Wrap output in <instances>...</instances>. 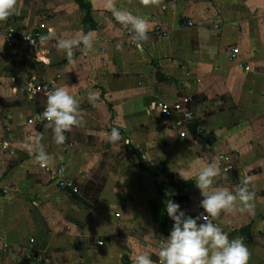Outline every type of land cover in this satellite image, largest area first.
<instances>
[{
    "label": "crops",
    "instance_id": "crops-1",
    "mask_svg": "<svg viewBox=\"0 0 264 264\" xmlns=\"http://www.w3.org/2000/svg\"><path fill=\"white\" fill-rule=\"evenodd\" d=\"M83 2L90 8L91 23L84 22L86 10L75 0H17L16 13L8 22H0L6 56L11 62H29L24 75L11 76L19 104L8 102L0 120V143H8L5 150L0 145V264H34L28 253L32 235L47 251L48 264H132L137 250H153L154 237L162 243L174 223L164 214L165 199L156 186L162 175L174 173L172 155L180 157L178 169L183 175H196L184 141L194 136L203 140L210 132L217 140L203 149L204 160L215 158L220 137L229 138L230 146L246 158L240 187L248 181L254 205L249 211L237 199L233 208L210 219L230 239L243 240L250 253L248 264H264V0ZM117 12L149 22L148 38L139 41L140 47L131 25L116 19ZM37 21L54 30L56 39L91 35L93 46L74 48L71 59L55 40L25 57L9 54L2 39L6 30L29 28ZM234 48L237 55L232 58ZM30 74L65 87L80 102L81 123L65 133L63 144L55 142L48 125L27 122L46 103L41 94L32 97L21 91ZM90 93L96 94L94 102L88 100ZM183 97L191 99L195 119L181 138L172 127L173 118L162 117L155 105ZM193 99L205 106L194 108ZM239 124H247V130ZM112 127H119L121 141L108 142ZM36 135L42 137L48 165H63L78 192L62 188L39 167L36 153L29 151ZM158 141L164 144L161 150ZM163 153L166 158L158 157ZM111 155L127 156L133 165L113 168ZM165 160L166 172L154 176L144 170ZM215 163L219 167L221 162ZM99 169L104 177L101 184L92 177ZM220 169L218 188L228 178L225 168ZM115 178L125 183L118 187ZM57 188L72 198H65L63 192L55 196ZM92 189L102 197L96 198ZM189 197L185 193L180 198L187 200L174 201L188 203ZM158 198L162 200L159 221L150 206ZM197 199L199 206L202 198ZM165 221L161 233L157 225ZM151 259L159 260L153 254Z\"/></svg>",
    "mask_w": 264,
    "mask_h": 264
},
{
    "label": "clouds",
    "instance_id": "clouds-1",
    "mask_svg": "<svg viewBox=\"0 0 264 264\" xmlns=\"http://www.w3.org/2000/svg\"><path fill=\"white\" fill-rule=\"evenodd\" d=\"M144 4L158 3V0H142ZM17 0H0V22L6 21L16 13ZM116 19L126 25H131L138 41L147 40L150 31L149 22L143 18L134 16L129 12H117ZM45 41H56V46L64 50L66 56L71 59L73 49L83 44L91 49L93 38L85 34L82 38L56 39L54 30L42 37ZM46 99L42 118L48 121V127L53 131V138L57 144H63L66 140L65 133L71 131L74 126H79L82 117L80 114V102L65 88L53 87ZM96 94L90 93L88 100L94 102ZM40 120L41 117H37ZM123 139L119 127H112L107 135L110 143H116ZM42 137L36 135L31 141L30 152H35L37 161L41 165L49 163V157L41 145ZM221 176V169L215 162H209L196 175L182 176L185 181L194 180L200 190L202 199L199 207L204 211L195 216L189 215L181 205L171 197L175 192H166L169 197L165 201V209L168 217L174 222L166 242L151 251L140 249L131 257L132 264H248L249 250L241 238H229V234L221 227L213 223L221 211L233 208L237 199L249 210L254 209L250 203L253 194L248 191V181H243V186L236 192L227 188L214 187L217 178ZM155 254L159 260L151 259Z\"/></svg>",
    "mask_w": 264,
    "mask_h": 264
},
{
    "label": "rangeland",
    "instance_id": "rangeland-1",
    "mask_svg": "<svg viewBox=\"0 0 264 264\" xmlns=\"http://www.w3.org/2000/svg\"><path fill=\"white\" fill-rule=\"evenodd\" d=\"M9 19H7L5 21L8 22ZM0 31L2 32V28L0 29ZM29 62H27V60H19L16 62H11L10 58L8 56H6V49L4 48V46L2 45V43H0V120L1 118L4 116V113L7 111L6 109V104H8V102H14L13 106H17L16 103H18V97L14 94V92L12 91V83H11V76L13 74H15L16 76H22L24 75V73L26 72L25 68L28 67ZM34 65V64H33ZM193 107H200L202 108L203 106H205L203 103H200L201 100H197V99H193ZM216 102V101H215ZM19 104V103H18ZM212 104V103H209ZM208 104V105H209ZM207 106V105H206ZM242 125V128H244L243 130H247L245 129V127H247V124H239V126ZM155 138L159 139L160 136L154 135ZM157 136V137H156ZM203 136V135H202ZM203 138V140H197L196 136H194L193 139L190 140H186L184 142H186L185 144V148L189 149V153L187 155L188 159L191 160V162H193L192 164H194L193 169L195 170V173H197L199 171L198 167H204L206 166V164L208 162H221L219 163V167L220 168H225V171L227 172V179L223 182L222 187L221 188H227L230 191H237L240 188V180L243 177V173L244 170H242L241 168L245 169V156H241L239 149H237L235 146H230V141L229 138H227L225 135H223L222 137L219 138V140L221 141V148L219 150V152L215 153L216 156L214 159H208V160H204V156H203V149H207V143L210 142V145L213 143L214 140H217L216 137L213 135L212 132H210V134L206 135L205 137H201ZM166 140H164L165 142ZM157 147L158 150H161V146L164 147V144H160V141H158L157 143ZM163 150V148H162ZM166 153L160 154L158 157H162L166 158ZM105 156L107 157L108 154H105ZM112 159L111 162L113 165V168H118V167H122V168H127L130 169L131 166L133 165L132 162L129 161L127 156H119V158L117 159L116 156L111 155ZM125 157V158H124ZM180 157H177L175 155H172V159H173V163H172V168L174 170V173H172V181L174 182V185L176 186L173 189H165L163 191V197L165 199V201L169 198L165 195L166 192H175L176 195L174 197H171L172 199H176V198H180L181 196H183V194H188L189 196L191 195V197H189V202L188 203H179L181 205V208L184 209L189 215L191 216H195L197 214H199L201 212V209L198 206V199L197 198H202V196L199 193V189L196 187L194 180H189V181H185L182 176L183 173L178 169L180 167V163L177 162V159H179ZM141 160H144L143 158H141ZM138 160H136V163H134L135 166L138 167ZM200 163V165L198 164ZM101 166V162L98 164V167ZM192 169V171H193ZM101 169H99L98 171H95L92 173V177L94 178L95 182L98 184H101L100 182H102V177L101 175ZM107 174V173H106ZM175 176V177H174ZM186 176H195V174H191V175H186ZM109 177V175H108ZM107 178V177H106ZM161 178H163L161 182H167L168 177H166L165 175H162ZM116 180H118L116 182V186H122L123 183V179H119V178H115ZM110 181V180H109ZM104 182V181H103ZM217 183H215L214 187H218L216 185ZM190 187V188H189ZM164 188V187H163ZM129 192L131 193V189H129ZM65 194V198H72V196L69 194V192H66L64 189H58L57 191L54 193L55 196H57L58 194L61 193ZM93 192L92 194L96 196V198H101V192L98 191L97 189L94 191L92 189ZM58 193V194H57ZM62 193V194H63ZM80 193V194H79ZM78 194L80 196H83L84 194L82 192H79ZM193 194V196H192ZM61 196V195H60ZM186 196V195H184ZM132 197V195L130 196ZM129 197V198H130ZM190 198H196V201L193 203L190 202ZM100 210V209H99ZM164 214L165 216H168L166 213V209H165V205H164ZM163 225L164 227L166 225V221L160 225H157V229L159 230V232L162 233L163 230ZM157 231V230H156ZM32 241H30V249H28V253L30 254V259L34 264H48L47 260H46V252L44 247L40 244L39 241H37V238L34 237L33 235L31 236ZM166 242V237H163V241L162 243L160 241H158L156 239V237H154L153 241H151V247L153 249L158 248L159 246L163 245ZM48 252L50 254L51 251L48 250ZM52 255H50L51 258ZM153 256H156L155 254H153ZM124 258H127L125 255H123ZM157 257V256H156ZM129 262V261H127Z\"/></svg>",
    "mask_w": 264,
    "mask_h": 264
},
{
    "label": "built area",
    "instance_id": "built-area-1",
    "mask_svg": "<svg viewBox=\"0 0 264 264\" xmlns=\"http://www.w3.org/2000/svg\"><path fill=\"white\" fill-rule=\"evenodd\" d=\"M49 28L45 22L37 21L29 28H14L10 27L2 35L3 43L8 49L9 54H18L19 56H27L30 52L42 49L46 42L42 39L45 35L48 34ZM237 55V49L231 50V57L235 58ZM240 67H243L245 70H250V66L247 64L239 63ZM54 86L46 84L38 79L36 74H30L22 83L21 91L28 96H36L41 94L44 96L45 100L47 95L50 94ZM46 105V103H45ZM45 105H41L34 114L28 118L27 122L29 124H38V125H48V121L42 118ZM155 108L158 109L159 114L165 118H173V128L177 131L179 137L184 138L187 134V127L191 124L195 115L191 108V99L189 97H183L179 100H176L172 103L158 101L155 105ZM41 117L40 120H37V117ZM201 130H197V133ZM67 133V132H66ZM2 149L8 148L7 142L0 143ZM39 167L44 170L51 178L57 180L58 184L62 188H67L73 192H78L77 184L67 177L63 165L56 168H52L48 164L41 165ZM100 244L102 242H99Z\"/></svg>",
    "mask_w": 264,
    "mask_h": 264
},
{
    "label": "trees",
    "instance_id": "trees-1",
    "mask_svg": "<svg viewBox=\"0 0 264 264\" xmlns=\"http://www.w3.org/2000/svg\"><path fill=\"white\" fill-rule=\"evenodd\" d=\"M75 1L78 2L80 4V6L86 10V17L84 19V22L85 23H91L92 21H91V17H90V8H89V6L87 4H85L83 2V0H75ZM192 131H194V130L192 129ZM144 170L151 171V173L154 174V176H157L160 173L166 172L168 170L167 161L166 160L162 161L158 165L152 166L150 168H144ZM168 179H169V181H167V182H159V183L156 184L158 193L160 195H163L162 193H163V191L165 189H169V188L175 187L171 176H169ZM176 199L177 200H181V201L187 200L186 198H176ZM161 204H162L161 198H158L157 200L152 201L151 204H150L151 210H152V214H153V216L155 217V219L157 221H159L160 217H161L160 216V211L158 212V210H160L159 207L161 206Z\"/></svg>",
    "mask_w": 264,
    "mask_h": 264
}]
</instances>
